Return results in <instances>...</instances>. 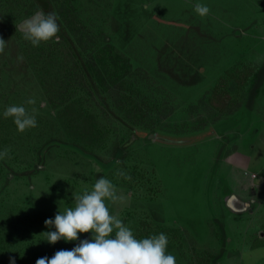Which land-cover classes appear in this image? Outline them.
<instances>
[{
	"label": "rangeland",
	"instance_id": "rangeland-1",
	"mask_svg": "<svg viewBox=\"0 0 264 264\" xmlns=\"http://www.w3.org/2000/svg\"><path fill=\"white\" fill-rule=\"evenodd\" d=\"M73 2L97 43H111L132 67L125 86H108L106 105L89 92L76 104H54L35 79L34 92L15 79L25 61L21 24L32 15L18 23L19 32L0 27L7 41L0 112L15 103L35 108L37 119V127L15 129L0 146L10 149V158L0 159V222L15 239L11 264H36L90 240L91 233H79L77 241L50 244L41 233L55 231L44 221L101 177L122 197L107 202L110 213L133 230L141 220L167 228V253L177 264H264V78L257 95L251 91L254 74L264 70V0ZM197 3L210 8L206 17L195 13ZM124 93L142 104L145 117L133 129ZM97 130L104 136L92 141ZM51 138L85 151L52 146L37 171L24 174ZM126 139L132 141L124 157L108 166ZM212 255L219 259L212 262Z\"/></svg>",
	"mask_w": 264,
	"mask_h": 264
},
{
	"label": "trees",
	"instance_id": "trees-1",
	"mask_svg": "<svg viewBox=\"0 0 264 264\" xmlns=\"http://www.w3.org/2000/svg\"><path fill=\"white\" fill-rule=\"evenodd\" d=\"M74 4L73 0H0V27L10 25L12 29L18 31L17 25L21 20L40 10H43L45 14L55 12L58 16L57 23L60 26V31L57 34L59 40L53 41L52 39L48 42H42L38 47H33L30 42L23 39V36L20 38L21 49H19L25 61L23 67H19L15 73V79L16 81L20 79L23 83L28 84L32 91L34 87L30 79H35L43 89L44 94H49L50 102L54 104L59 101L65 107L76 104L80 98H83L80 96L82 92L84 94L89 92L90 96L93 94L99 97L101 103L106 105L104 92L112 83L116 85L123 83L122 86H125L124 76L126 72H129L132 64L130 59L117 52L111 43L104 45L97 43V37L88 31ZM93 47L95 50L90 52ZM253 78L251 91L257 95L262 89L261 82L264 78V70L257 71ZM28 91L25 90V92ZM25 92L22 97L26 95ZM121 100L123 105L130 103L126 107V111L128 116L134 118L130 124L133 129L145 117L142 113V104L137 103L136 99L127 93L123 94ZM89 126L91 127L92 123H89ZM15 129L17 128L12 118H5L3 112H0V146L12 140ZM102 136L104 133L97 130L92 132L90 139L97 142ZM130 141L132 140L126 139L124 143L120 142L115 146L114 157L107 163L108 166L124 157V152L128 149ZM59 144L72 147L81 153L85 151L83 146L78 144L51 138L40 147L39 161L35 168L32 171L24 172V174H34L39 166L44 163L46 152L52 146ZM93 158L102 163L98 156L93 154ZM135 176L136 174L132 171V179ZM165 230L167 228L163 229L161 226L157 228L153 223L141 220L133 231L137 238H146L154 234H165L167 232ZM221 232L224 234L223 227ZM168 240L170 239L168 238ZM260 240L262 239H258L259 243ZM14 242L15 239L8 229L0 222V264H11L9 254H11L10 251ZM211 257L212 262L219 259V255H212Z\"/></svg>",
	"mask_w": 264,
	"mask_h": 264
},
{
	"label": "clouds",
	"instance_id": "clouds-1",
	"mask_svg": "<svg viewBox=\"0 0 264 264\" xmlns=\"http://www.w3.org/2000/svg\"><path fill=\"white\" fill-rule=\"evenodd\" d=\"M194 11L200 17H206L210 8L197 3ZM57 20L55 12L45 14L43 10L37 11L22 22L23 39L33 47L54 38L58 40L60 26ZM6 42L0 37V54L4 52ZM26 103L34 105L36 101L29 98ZM3 116L12 118L17 131L21 133L37 127L35 108L30 112L23 105L13 104L6 107ZM9 153L10 149L5 148L0 152V159L10 158ZM117 175L131 179L123 171H118ZM73 199L72 207L58 211L54 219L44 221L46 227H54L55 231L41 234L50 244L61 239L65 242L77 241L79 233H91V239L81 240L71 250L61 249L51 258H38L36 264H177L175 256L167 253L169 240L164 233L137 238L130 226L110 213L107 202L122 199L111 180L101 177L90 190L85 189L81 194L74 195Z\"/></svg>",
	"mask_w": 264,
	"mask_h": 264
},
{
	"label": "water",
	"instance_id": "water-1",
	"mask_svg": "<svg viewBox=\"0 0 264 264\" xmlns=\"http://www.w3.org/2000/svg\"><path fill=\"white\" fill-rule=\"evenodd\" d=\"M155 136H156V135H154V134H150V135H149L150 138H153V137H155Z\"/></svg>",
	"mask_w": 264,
	"mask_h": 264
}]
</instances>
